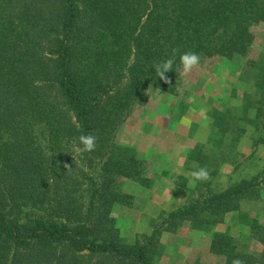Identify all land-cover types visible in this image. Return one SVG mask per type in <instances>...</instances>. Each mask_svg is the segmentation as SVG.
Segmentation results:
<instances>
[{
	"label": "trees",
	"instance_id": "16d2710c",
	"mask_svg": "<svg viewBox=\"0 0 264 264\" xmlns=\"http://www.w3.org/2000/svg\"><path fill=\"white\" fill-rule=\"evenodd\" d=\"M261 23L264 0H0V264H155L160 230L125 245L110 215L115 180H138L142 165L114 139L152 89L176 92L181 54L243 57ZM173 50L165 82L153 65ZM262 103L254 145L264 144ZM80 135L97 138L94 151L78 150ZM263 193L264 172L190 200L162 225L204 230ZM252 223L250 234L262 228ZM253 241L264 247L258 233ZM246 246L215 233L210 253L264 264V250Z\"/></svg>",
	"mask_w": 264,
	"mask_h": 264
},
{
	"label": "rangeland",
	"instance_id": "374dc122",
	"mask_svg": "<svg viewBox=\"0 0 264 264\" xmlns=\"http://www.w3.org/2000/svg\"><path fill=\"white\" fill-rule=\"evenodd\" d=\"M252 33L245 56L230 61L200 58L189 73L183 70L175 93L152 89L145 105L135 110L114 139L117 148L133 152L142 165L138 180H115L114 190L121 200L110 215L125 245L160 230L155 264H223L210 253L215 225L196 230L182 222L174 233L163 221L190 200L261 177L264 172V144L254 145L263 122L258 109L264 92L258 88L264 82V24L254 26ZM182 119L190 123L186 126ZM199 168L207 169L209 177L192 183L190 173ZM241 211L228 216L232 226L227 233L260 255L264 247L253 237L255 233L264 237V196L245 203ZM253 220L262 228L256 227L250 234ZM191 234L207 245L209 242V247L184 257L189 253L186 246ZM163 235L166 240L160 239Z\"/></svg>",
	"mask_w": 264,
	"mask_h": 264
},
{
	"label": "clouds",
	"instance_id": "9594fccd",
	"mask_svg": "<svg viewBox=\"0 0 264 264\" xmlns=\"http://www.w3.org/2000/svg\"><path fill=\"white\" fill-rule=\"evenodd\" d=\"M176 50H173L172 57L166 60L157 62L153 65L154 72L160 79L166 81L165 74L171 72L173 64L175 62ZM180 64L183 67L185 74L189 73L194 66H197L200 62V56L195 52H185L179 56ZM181 123L187 126L190 123L187 120L182 119ZM97 138L94 135H80L78 137V150L82 152H92L95 150ZM192 177V183L201 180H207L209 173L205 168H199L196 171L190 173ZM233 264H241L239 260H234Z\"/></svg>",
	"mask_w": 264,
	"mask_h": 264
},
{
	"label": "crops",
	"instance_id": "0c3cea01",
	"mask_svg": "<svg viewBox=\"0 0 264 264\" xmlns=\"http://www.w3.org/2000/svg\"><path fill=\"white\" fill-rule=\"evenodd\" d=\"M226 189V188H225ZM264 196V194H263ZM163 204V203H162ZM184 206V205H183ZM229 215H232L231 213L225 215V217L223 218L224 220L221 221L220 223L216 224L213 228H214V231L215 233H225L228 231V229L230 228V226H232L228 219V216ZM171 236V235H170ZM195 237V234H191L190 235V239L187 241L189 243L187 247V250H189V253L188 251L185 253L184 257L187 256V254H190L193 250H199L201 251L202 249H206V247L208 248L209 247V242H208V245L206 243V241H199L198 239L194 238ZM171 238V237H170ZM192 238V239H191ZM194 238V239H193ZM161 240H166L167 239V236H161L160 238ZM160 241V240H159ZM205 242V243H204ZM161 245L164 246L166 245L165 243L163 244V242L161 241ZM167 246V245H166ZM191 250V251H190Z\"/></svg>",
	"mask_w": 264,
	"mask_h": 264
}]
</instances>
